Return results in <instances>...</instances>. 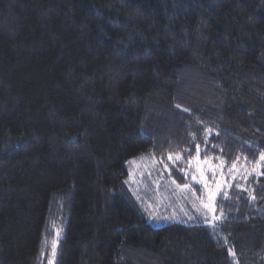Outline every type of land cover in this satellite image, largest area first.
<instances>
[{
  "label": "trees",
  "instance_id": "obj_1",
  "mask_svg": "<svg viewBox=\"0 0 264 264\" xmlns=\"http://www.w3.org/2000/svg\"><path fill=\"white\" fill-rule=\"evenodd\" d=\"M147 153L264 154V0H0V264L58 224L53 264H264V163L214 229L155 226Z\"/></svg>",
  "mask_w": 264,
  "mask_h": 264
},
{
  "label": "rangeland",
  "instance_id": "obj_2",
  "mask_svg": "<svg viewBox=\"0 0 264 264\" xmlns=\"http://www.w3.org/2000/svg\"><path fill=\"white\" fill-rule=\"evenodd\" d=\"M174 160L162 162L147 153L127 163V188L155 226L183 223L214 229L223 217L225 207L243 196L250 197V187L261 170L260 159L252 161L245 157L232 162L199 156L183 162L180 157L175 160L179 161V168L174 166ZM174 169L182 181L172 177ZM60 230L59 224L52 227L48 234L49 237L51 233V238L45 236L42 244V250L48 253L49 264H53L56 255ZM230 252L237 264H242V249L233 248Z\"/></svg>",
  "mask_w": 264,
  "mask_h": 264
},
{
  "label": "snow or ice",
  "instance_id": "obj_3",
  "mask_svg": "<svg viewBox=\"0 0 264 264\" xmlns=\"http://www.w3.org/2000/svg\"><path fill=\"white\" fill-rule=\"evenodd\" d=\"M197 151H199V149H197ZM170 160L175 159V160H179L180 157L176 156V157H172L171 155H169L168 157ZM259 163H264V154H261L260 156V161H258ZM55 247V246H54Z\"/></svg>",
  "mask_w": 264,
  "mask_h": 264
}]
</instances>
